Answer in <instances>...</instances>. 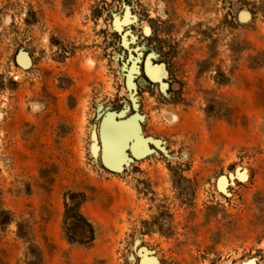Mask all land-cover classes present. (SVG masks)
Listing matches in <instances>:
<instances>
[{
    "label": "rangeland",
    "instance_id": "obj_1",
    "mask_svg": "<svg viewBox=\"0 0 264 264\" xmlns=\"http://www.w3.org/2000/svg\"><path fill=\"white\" fill-rule=\"evenodd\" d=\"M0 264H264V0H0Z\"/></svg>",
    "mask_w": 264,
    "mask_h": 264
},
{
    "label": "water",
    "instance_id": "obj_2",
    "mask_svg": "<svg viewBox=\"0 0 264 264\" xmlns=\"http://www.w3.org/2000/svg\"><path fill=\"white\" fill-rule=\"evenodd\" d=\"M116 116H118V115L111 114L107 118H105L103 120V123H102L101 131H103L104 126H105L106 122L109 119H112V121L115 124H117V125H119V124H125L126 123V122H118V121H116ZM127 122H129V121H127ZM134 122L136 123V126H137V135H140V132H141L140 124H139V122L137 120H135ZM139 139L147 146V144H148V140L147 139H144V138H142L140 136H139ZM128 147H129V141L126 143V145L124 146V149H123V160H122L121 163H119L117 165H113V164L109 163L107 161V157L105 155V152H103V161H104V165L106 166V168L109 169V170H111V171H120V170H122L123 167H124V164L126 163V160H127L126 150L128 149ZM147 150H148V148H147Z\"/></svg>",
    "mask_w": 264,
    "mask_h": 264
},
{
    "label": "bare ground",
    "instance_id": "obj_3",
    "mask_svg": "<svg viewBox=\"0 0 264 264\" xmlns=\"http://www.w3.org/2000/svg\"><path fill=\"white\" fill-rule=\"evenodd\" d=\"M109 123L111 122V124L110 125H112V124H114L115 126H120L121 124H119V125H117V124H115L113 121H112V119H109V121H108ZM131 129V128H130ZM129 129V130H130ZM108 133H109V131H108ZM115 133L118 135V138H119V140L121 139L120 138V134H121V128H118V129H116L115 130ZM124 133H126V132H124ZM129 133V132H128ZM122 136H125V134L124 135H122ZM129 136H130V134H129ZM137 136V126L135 127V130H134V132H133V134H132V138L133 137H136ZM132 138H128V139H131L132 140ZM128 139H127V141H128ZM134 139V138H133ZM118 140V141H119ZM126 141V140H125ZM140 141H138V143H139ZM138 143H137V145H138ZM119 144V143H118ZM102 147H103V149L107 152V151H109L110 150V147H111V145H110V142L108 141V138H107V136H106V129L104 128V134H103V138H102ZM114 145H115V143H114ZM120 145H121V143H120ZM126 145V142H125V144H124V146ZM136 147V146H135ZM134 147V148H135ZM115 149V148H114ZM120 149V151H121V148H118V150ZM137 151V150H136ZM123 152V151H122ZM139 151H137V153H138ZM118 153H120L119 151H118ZM144 153V152H143ZM141 154V153H140ZM121 160H123V157L121 156ZM119 162V161H118ZM118 162H116V164L118 163ZM115 164V163H114Z\"/></svg>",
    "mask_w": 264,
    "mask_h": 264
}]
</instances>
